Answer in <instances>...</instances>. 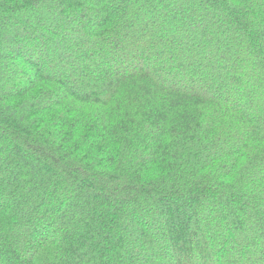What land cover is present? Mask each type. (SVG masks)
I'll return each instance as SVG.
<instances>
[{
    "label": "trees",
    "instance_id": "obj_1",
    "mask_svg": "<svg viewBox=\"0 0 264 264\" xmlns=\"http://www.w3.org/2000/svg\"><path fill=\"white\" fill-rule=\"evenodd\" d=\"M0 264H264V0H0Z\"/></svg>",
    "mask_w": 264,
    "mask_h": 264
}]
</instances>
